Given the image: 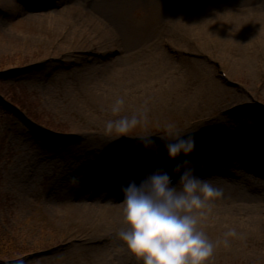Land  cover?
Listing matches in <instances>:
<instances>
[{
	"label": "rangeland",
	"instance_id": "rangeland-1",
	"mask_svg": "<svg viewBox=\"0 0 264 264\" xmlns=\"http://www.w3.org/2000/svg\"><path fill=\"white\" fill-rule=\"evenodd\" d=\"M188 1L0 0V58L15 59L5 82L24 87L39 119L0 113V224L31 264H138L117 236L121 185L154 167L177 174L184 159L213 165L200 176L222 192L200 218L221 241L209 264H264V37L249 31L264 0ZM188 6L207 17L189 33L165 30ZM150 12L162 18L156 35L127 40ZM133 114L132 133L112 139L105 122ZM170 122L196 136L175 162L159 138ZM146 132L158 152L132 138Z\"/></svg>",
	"mask_w": 264,
	"mask_h": 264
},
{
	"label": "clouds",
	"instance_id": "clouds-1",
	"mask_svg": "<svg viewBox=\"0 0 264 264\" xmlns=\"http://www.w3.org/2000/svg\"><path fill=\"white\" fill-rule=\"evenodd\" d=\"M124 104L123 97H116L111 105L113 113H119ZM140 118L120 116L105 122V128L112 139L129 136ZM152 132L137 133V138L146 150L158 152L160 145ZM164 142L170 160L188 157L196 148L195 130L188 132L175 123L166 125ZM173 173L179 179L173 183L172 173L163 167H154L137 182L130 178L121 185L124 193L123 221L117 232L122 245L135 257L138 264H209L216 246L200 227L202 211L207 204L222 195L211 178L197 174L195 165L189 159L176 163ZM81 177H73L79 182ZM229 229L225 235H234ZM227 245L229 241L223 240ZM11 264H27L23 256H17Z\"/></svg>",
	"mask_w": 264,
	"mask_h": 264
},
{
	"label": "trees",
	"instance_id": "trees-1",
	"mask_svg": "<svg viewBox=\"0 0 264 264\" xmlns=\"http://www.w3.org/2000/svg\"><path fill=\"white\" fill-rule=\"evenodd\" d=\"M14 60L11 57L0 58V113L11 115L16 112V109L20 113L25 111V118H29V121L38 123L39 119L37 116L31 113V110L28 109L30 107L27 108V105L31 104L30 100L26 97L28 94H20V92H17V89L21 90V88L24 91V87L17 83L5 82L7 78L4 71L9 64L15 63ZM4 85H8L6 87L8 91H3ZM29 106L33 107V105ZM2 198L0 193V200ZM1 226L0 224V264H11L17 256H23L27 264H31L28 258H26L29 256L31 249L22 243L16 235L7 232Z\"/></svg>",
	"mask_w": 264,
	"mask_h": 264
},
{
	"label": "bare ground",
	"instance_id": "bare-ground-1",
	"mask_svg": "<svg viewBox=\"0 0 264 264\" xmlns=\"http://www.w3.org/2000/svg\"><path fill=\"white\" fill-rule=\"evenodd\" d=\"M190 0L187 2L189 3ZM191 6H188L187 8L179 11L178 13H174L172 16L169 17L170 21H166L167 23H163L162 26L164 27L165 30L167 31H183L182 29H184L187 33L190 32V30L193 31V27L192 25L199 20H202L203 18L207 17V14L205 15L204 11H195L194 9L189 8ZM72 9H67V11L65 12V14L67 16H70ZM263 10V11H262ZM195 11V12H194ZM70 12V13H69ZM253 15V14H252ZM57 16H61V15H54L55 18H57ZM145 18L143 19H148L146 20L145 23H138V25H134L132 26L130 29L132 30L131 36H129V38L126 37L127 40H135L136 37L138 36H145L147 35V33L149 32L150 35H156L155 33L157 32H152L153 29H156L154 26V24L152 22H155L157 24L158 21H161V15L157 12H150L148 15L144 16ZM251 19V23L253 24L254 28H250V35H253L259 38H263L264 37V4L261 5L260 11L254 12V15L252 16ZM151 21V22H149ZM152 25V26H150ZM214 26V25H213ZM210 28V27H208ZM120 30V29H119ZM195 30V29H194ZM189 31V32H188ZM209 31V30H207ZM215 32H217L216 30H214ZM214 33V32H213ZM160 34V32H159ZM158 34V35H159ZM195 36H199V34L197 33V31H194ZM207 33L204 32L202 35H206ZM216 34V33H214ZM249 34V33H247ZM129 35V34H128ZM135 37V38H134ZM156 43V42H153ZM159 43V42H158ZM146 47V46H145ZM152 48V47H146L143 48L142 51H146L147 49ZM158 49V48H156ZM126 58H124L123 63L125 61ZM128 63V62H125ZM125 72V69L122 71ZM210 157H208L209 159ZM190 160V159H189ZM177 161V160H176ZM181 160H178V162ZM175 162V161H174ZM196 166V165H195Z\"/></svg>",
	"mask_w": 264,
	"mask_h": 264
}]
</instances>
